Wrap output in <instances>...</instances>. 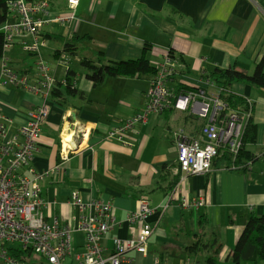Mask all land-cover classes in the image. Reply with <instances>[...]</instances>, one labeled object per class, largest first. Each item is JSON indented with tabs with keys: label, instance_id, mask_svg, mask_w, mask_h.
Here are the masks:
<instances>
[{
	"label": "crops",
	"instance_id": "obj_1",
	"mask_svg": "<svg viewBox=\"0 0 264 264\" xmlns=\"http://www.w3.org/2000/svg\"><path fill=\"white\" fill-rule=\"evenodd\" d=\"M65 1L56 5L50 0L52 13L65 12ZM76 16L72 25L45 27L42 36L48 47L39 57L19 47L9 57L16 69L29 68L33 74L41 58L56 83H64L68 69L56 54L68 39L86 37L78 45V55L70 59L82 96L66 97L60 105L52 96L44 102L16 88L0 95L13 133L26 125L34 109L48 110L32 162L37 174H45L39 183L45 219L77 228L90 212L70 205L74 191L86 204L110 203L116 224L101 239L109 253L115 239H130L132 230L140 227L128 220L148 198L166 210L155 224L148 256L130 254L135 264H154L156 259L161 264H209L212 259L213 264H233L231 254L247 221L253 214L264 216V90L234 84L229 91L245 102L246 109V102L252 103L249 121L256 126V138L245 150L254 161L227 169L217 159L210 173L192 176L178 167L176 137L199 136L205 121L176 111L151 114L147 125L126 132L131 147L107 141L106 135L124 120L143 113L154 76L106 78L95 87L81 63L100 65L104 59L119 62L145 55L150 66L161 69L171 58L176 90L205 88L206 77L216 69L251 75L264 53V0H80ZM66 136L71 138L67 149ZM176 176L179 182L173 187ZM184 200H200L203 206L186 210L181 207ZM213 241L221 248L219 255ZM85 243V234L72 233L75 250Z\"/></svg>",
	"mask_w": 264,
	"mask_h": 264
},
{
	"label": "built area",
	"instance_id": "obj_2",
	"mask_svg": "<svg viewBox=\"0 0 264 264\" xmlns=\"http://www.w3.org/2000/svg\"><path fill=\"white\" fill-rule=\"evenodd\" d=\"M79 4L80 0H67L65 12L54 14L50 0H16L9 4L8 19L0 29L6 41L0 62V95L5 89L16 88L49 101L56 86L49 65L39 58L35 74L25 73L13 66L9 53L19 47L24 54L39 57L48 47V41L42 36L45 27L52 23L69 26L77 22ZM61 62L66 66L63 59ZM173 63L167 58L165 66L157 69L146 94L143 113L124 120L121 127L106 135V140L131 147L126 132L138 125H147L149 115L169 111L193 115L205 124L197 137L183 133L176 137L177 164L186 175H206L223 154L227 153L234 161L240 154L245 128L253 113L252 103L246 102L249 107L246 110L229 108L221 98L225 90L211 81L205 88L176 90L172 86L177 74ZM47 117L46 106H40L30 112L26 125L13 133L9 128L13 122L0 107V264H135L131 253L147 257L155 224L166 210V207L154 206L148 198L139 202L138 211L128 220L140 227L132 230L130 239H115L114 249L109 253L102 247L101 239L116 224L110 203L86 204L74 191L70 205L81 212H90L77 228L61 227L57 220L49 223L45 219L46 202L39 185L45 174H37L32 162ZM63 156L66 158V154ZM202 206L200 200L181 202L186 210ZM73 232L86 236L85 245L78 250L72 245ZM154 264L161 262L156 259Z\"/></svg>",
	"mask_w": 264,
	"mask_h": 264
},
{
	"label": "trees",
	"instance_id": "obj_3",
	"mask_svg": "<svg viewBox=\"0 0 264 264\" xmlns=\"http://www.w3.org/2000/svg\"><path fill=\"white\" fill-rule=\"evenodd\" d=\"M16 0H0V29L5 24L9 16V4ZM86 37H73L64 46L63 51L56 54V58H63L68 72L65 81L57 82L55 89L52 92V99L60 105L66 103V97H76L81 95L77 90V84L74 83L77 75L70 69V59L78 55V45L82 44ZM4 33L0 31V62L4 55L5 45ZM30 56V55H29ZM103 55H100V59ZM82 67L86 70V78L89 79L95 87L104 83L106 78H127L134 76H155L158 70L150 66L149 61L145 55L139 60L127 61H108L104 59L100 65H95L90 61L83 60ZM26 67V66H25ZM29 69V68H28ZM28 69L22 70L25 73H30ZM206 80L211 81L217 87L225 90L221 95L222 100L228 105L229 108L234 109L240 106V109L246 110L245 102L239 97L233 95L230 88L234 84H246L264 90V53L257 62L254 72L251 75L241 73L234 69H216L206 77ZM184 91H190L191 88H182ZM195 90V89H192ZM256 126L249 121L244 137L243 146L240 154L236 160L227 153L223 154L220 158L227 169L242 167L253 162L254 158L245 150V146L255 141ZM219 160V159H218ZM179 182V176L173 178V187ZM216 247V254L219 255L221 248L217 246L215 241L212 242V248ZM231 260L233 264H262L264 263V216L253 214L247 221L242 234L235 246ZM215 261L209 260V264Z\"/></svg>",
	"mask_w": 264,
	"mask_h": 264
},
{
	"label": "bare ground",
	"instance_id": "obj_4",
	"mask_svg": "<svg viewBox=\"0 0 264 264\" xmlns=\"http://www.w3.org/2000/svg\"><path fill=\"white\" fill-rule=\"evenodd\" d=\"M70 141H71V138L69 136H66L64 138V145H65L66 149L68 148V144H69Z\"/></svg>",
	"mask_w": 264,
	"mask_h": 264
},
{
	"label": "rangeland",
	"instance_id": "obj_5",
	"mask_svg": "<svg viewBox=\"0 0 264 264\" xmlns=\"http://www.w3.org/2000/svg\"><path fill=\"white\" fill-rule=\"evenodd\" d=\"M64 2L63 0H54V2H56V5H60V2ZM66 2V1H65ZM56 7H58V6H56ZM32 264H35V262H33ZM262 264H264V263H262Z\"/></svg>",
	"mask_w": 264,
	"mask_h": 264
}]
</instances>
